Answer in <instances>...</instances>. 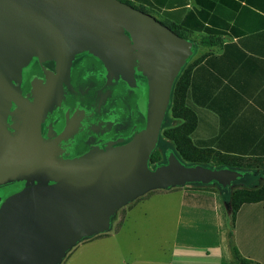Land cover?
I'll return each mask as SVG.
<instances>
[{
  "label": "water",
  "instance_id": "obj_1",
  "mask_svg": "<svg viewBox=\"0 0 264 264\" xmlns=\"http://www.w3.org/2000/svg\"><path fill=\"white\" fill-rule=\"evenodd\" d=\"M83 51L101 60L109 82L133 87L137 72L146 77V122L105 150L56 160L41 137L40 115L51 106L22 100L16 84L32 58L51 62L48 84L60 100ZM191 53L186 37L125 1L0 0V184L38 181L0 200V264H56L81 236L103 232L116 209L149 190L240 177L229 168L186 166L173 153L154 169L147 165L172 82ZM13 101L25 110L14 137L6 123Z\"/></svg>",
  "mask_w": 264,
  "mask_h": 264
},
{
  "label": "crops",
  "instance_id": "obj_2",
  "mask_svg": "<svg viewBox=\"0 0 264 264\" xmlns=\"http://www.w3.org/2000/svg\"><path fill=\"white\" fill-rule=\"evenodd\" d=\"M179 25L195 49L186 95L198 147L264 163V0H124ZM119 209L112 228L73 247H94L100 264H231L228 188L185 183L147 191ZM161 233L162 236L157 234ZM233 242L264 264V199L237 209Z\"/></svg>",
  "mask_w": 264,
  "mask_h": 264
},
{
  "label": "rangeland",
  "instance_id": "obj_3",
  "mask_svg": "<svg viewBox=\"0 0 264 264\" xmlns=\"http://www.w3.org/2000/svg\"><path fill=\"white\" fill-rule=\"evenodd\" d=\"M121 1H124V0H121ZM192 40H193L191 42L192 48L195 49L196 46L194 45L195 44L194 37L192 38ZM85 53L87 52L83 51V52L77 53L75 57L73 58L71 67H70L71 71H69V74L66 73V78L64 80L63 89H62V98L60 100H55V97H57L58 92L60 91L59 89H57L55 83H53V86H49L48 84V82L52 80L51 77L54 75L53 74L54 71L51 67L53 65L51 62L41 63L37 58H32L31 61L24 67L22 78L20 82L16 84L17 87L19 88L20 96L22 100L26 101L29 104H34L35 101L38 99L39 103H44L48 105V107L51 106L49 109L46 110L45 113L40 115V117H42L41 123L45 122L46 117L49 114H51V110L60 104L63 97L65 98L68 93L77 91L82 88L80 86L82 85L83 81L87 82V78H88L85 73L91 70L92 67L94 66L96 67V65L99 64V62L95 58H92L89 56V54H85ZM80 64H82V66ZM79 66L80 68H78ZM102 72L105 73L106 75V71L102 70ZM89 78L97 82L96 78H93L92 76ZM69 79H71L72 81L71 84H70ZM114 81L115 80H113V83L111 84H107L105 88L100 90L98 93L103 94L104 98L110 100L116 106V108L120 110L124 109L126 105L132 106L135 103L134 102L135 98H138V97L146 98L147 97V94H148L147 79L140 72L136 73V85L133 87H129V86L125 87L123 85L124 82L122 79L118 80L117 82L116 81L114 82ZM30 85H32V88H31L32 99L27 100L26 98L22 97L21 88H22V93H24L26 88H28ZM46 87L47 89L46 91H44V88ZM24 112L25 110L19 104H17L14 101L12 102L9 113L7 115L6 123H7L8 131L13 137L18 134L20 127L23 125ZM168 122H169V117H167V114H166V116L162 120V126L164 127ZM41 137H42L43 143H46L49 146L50 142L45 141L43 132H41ZM121 139L123 138H120V140ZM111 144L112 142L100 144L98 146L93 147L88 152L80 156H83L90 152L105 150ZM156 147L160 148L165 155H169L170 153H173L172 146L170 145V143L160 136L157 138ZM50 151H51L52 157L56 160L70 159V158H59L57 156L59 148L55 144L52 145V147H50ZM80 156H76V157H80ZM72 158H75V157H72ZM220 168H226V167H220ZM232 170L238 172L240 174V177L228 183H225V184H219L215 180L209 181V183L219 184L222 187H227L228 196H229L230 192L233 190L234 187L253 186V185L258 184L260 181L264 180V168L262 167H258V168L257 167H252V168L237 167ZM37 182L38 181L34 180L32 183L27 184V181L25 179H21V180L19 179V180H13V181L1 184L0 194H3L2 200L8 197V195L13 193L14 191H18L22 187H27ZM187 183H195V182H187ZM171 186H174V185H169L168 187H171ZM168 187H163V188H168ZM145 193H149V192H145ZM131 201L127 202L126 204L130 203ZM121 207L116 209L110 215L108 226L105 230H103V232L108 231L112 228V223L116 220L118 213H120L119 209ZM90 235H93V234H90ZM90 235H85V236L83 235L75 243L70 245L65 250V253L62 256L61 260H59L56 264H100L96 260L87 259V258H90L91 254H94L99 251V250H96L94 247H88V248L84 247L82 249L79 248L72 255L69 256L73 247H75V245L79 243L82 239L89 237ZM157 235L162 236L161 233ZM175 264H177L176 261H175Z\"/></svg>",
  "mask_w": 264,
  "mask_h": 264
},
{
  "label": "flooded vegetation",
  "instance_id": "obj_4",
  "mask_svg": "<svg viewBox=\"0 0 264 264\" xmlns=\"http://www.w3.org/2000/svg\"><path fill=\"white\" fill-rule=\"evenodd\" d=\"M89 56L95 58L99 64L85 73L88 77L87 82L83 81L81 89L63 97L60 104L51 110L45 122L41 123V132L45 141L58 146L59 158L80 156L95 146L130 136L145 126L148 94L146 98H135L132 106L126 105L127 107L122 110L116 108L110 100L104 98L103 94L98 93L113 81L109 82L102 72L105 68L101 60L92 54ZM91 76L96 78L97 82L91 80L89 78ZM118 80L120 79L115 81ZM69 81L71 84V79ZM123 85L128 86L125 82ZM31 88L32 85L26 88L24 93L21 88L23 98L32 99ZM166 162L167 158L158 163L149 160L148 157L147 165L150 169H154L157 165ZM2 196L3 194H0V200Z\"/></svg>",
  "mask_w": 264,
  "mask_h": 264
},
{
  "label": "trees",
  "instance_id": "obj_5",
  "mask_svg": "<svg viewBox=\"0 0 264 264\" xmlns=\"http://www.w3.org/2000/svg\"><path fill=\"white\" fill-rule=\"evenodd\" d=\"M163 23L169 26L178 35L185 37L179 25L174 23ZM191 56V55H190ZM188 57V59L190 58ZM187 59V61H188ZM187 61L176 74L169 92V100L164 117L167 114L169 122L163 127L162 123L158 137L164 138L172 146V152L177 159L186 166L199 164L201 166L217 169L226 167L235 169L237 167H251L241 163L239 157L220 153L212 148L198 147L191 141L190 134L195 128L197 118L195 112L186 103V95L190 82V70L192 65H186ZM167 155L156 145L150 151L149 160L155 162L165 161ZM264 168V163L261 164ZM213 181V180H211ZM195 183L202 182L194 181ZM264 199V180L253 186L234 187L228 196L227 217V245L231 256V264H256L253 260L242 256L233 242V229L235 215L239 206L243 203L256 202Z\"/></svg>",
  "mask_w": 264,
  "mask_h": 264
}]
</instances>
